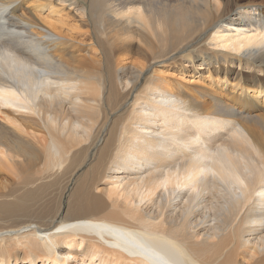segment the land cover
<instances>
[{
  "label": "bare ground",
  "instance_id": "6f19581e",
  "mask_svg": "<svg viewBox=\"0 0 264 264\" xmlns=\"http://www.w3.org/2000/svg\"><path fill=\"white\" fill-rule=\"evenodd\" d=\"M0 264H264V0H0Z\"/></svg>",
  "mask_w": 264,
  "mask_h": 264
},
{
  "label": "rangeland",
  "instance_id": "374dc122",
  "mask_svg": "<svg viewBox=\"0 0 264 264\" xmlns=\"http://www.w3.org/2000/svg\"><path fill=\"white\" fill-rule=\"evenodd\" d=\"M107 17V16H106ZM106 17H105V19H106ZM184 79H186V78H184Z\"/></svg>",
  "mask_w": 264,
  "mask_h": 264
}]
</instances>
